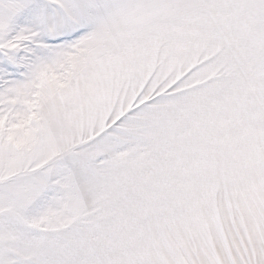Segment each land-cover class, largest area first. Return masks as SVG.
I'll list each match as a JSON object with an SVG mask.
<instances>
[{
	"label": "snow or ice",
	"instance_id": "1",
	"mask_svg": "<svg viewBox=\"0 0 264 264\" xmlns=\"http://www.w3.org/2000/svg\"><path fill=\"white\" fill-rule=\"evenodd\" d=\"M0 264H264V0H0Z\"/></svg>",
	"mask_w": 264,
	"mask_h": 264
}]
</instances>
